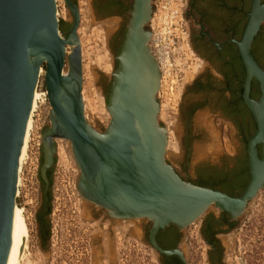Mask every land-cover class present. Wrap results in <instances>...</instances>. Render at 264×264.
<instances>
[{"label":"water","instance_id":"95a60500","mask_svg":"<svg viewBox=\"0 0 264 264\" xmlns=\"http://www.w3.org/2000/svg\"><path fill=\"white\" fill-rule=\"evenodd\" d=\"M63 1L71 16L65 34L59 29L55 0H0V264L7 263L11 249L19 156L42 71L49 124L41 136L39 175L46 186V172L54 165V140L64 139L79 169V196L110 220L150 221L151 243L159 229L172 225L183 230L211 207L226 213L230 221L240 218L264 187V73L249 52L264 22V1L252 0L239 44L247 82L258 79L262 96L254 105L245 85L243 98L253 111L256 132L247 144L250 180L235 198L183 180L165 160L166 130L157 119L160 73L149 51L146 27L151 0H130L106 97L109 122L102 132L84 116L79 9L71 0ZM163 253L182 258L178 250Z\"/></svg>","mask_w":264,"mask_h":264},{"label":"rangeland","instance_id":"374dc122","mask_svg":"<svg viewBox=\"0 0 264 264\" xmlns=\"http://www.w3.org/2000/svg\"><path fill=\"white\" fill-rule=\"evenodd\" d=\"M56 4L59 24L67 30L71 22L70 13L63 0H57ZM74 4L80 12L77 35L82 52L84 97L88 103L96 107L95 111H92L86 106V119L96 131L102 132L109 122V115L106 111L107 87L112 71L116 67L115 56L126 26L127 12L124 14V19L106 18L93 12L91 0H74ZM188 9V0H186L184 14L190 33L191 18L188 15ZM185 48L188 50L186 58L177 61L172 73L167 72L168 70L164 71L165 75L162 76V83L157 94L160 104L159 123L166 127L168 135L165 160L185 181L190 182L191 180L193 183L205 184L210 189H225L224 182H219L217 179L229 178L230 175L227 172L229 169L224 167L225 171L221 175H216L214 179L208 177L206 180H202L195 172V167L201 163L218 162L217 158L221 153L233 154V151L230 144L222 142L223 137L226 141V135L220 133L219 127L215 126L212 121L213 129L219 131L217 132L220 140L218 152L201 155L202 161L197 160L198 154L192 152L194 146L196 147V143H193L194 122L187 116L190 114L194 100L193 83L203 66L193 53L190 44L186 43ZM40 84H43V76L40 78ZM47 107L42 110L45 118L40 115L38 117L40 124L45 120L42 132L48 127ZM205 139L204 136V141ZM63 145L67 147V150H64L66 155L68 152V156L71 157L69 143L63 141ZM186 147L191 152H186ZM70 157L69 159L66 157V162H62L63 165H67L64 167L60 165L56 156L54 165L51 167V187L48 191L50 214L45 219L49 231L44 250L40 248L35 237V216L42 208L40 163L36 181L33 180L27 186V191L24 190L19 199L16 198L17 205L26 201L25 208L18 206L24 208V215L27 218L28 253L31 264H145L146 249L138 239V228L142 219L118 220L112 230L115 232L114 238L109 229L112 224H109L102 211L84 201L77 193L75 187L78 171L76 175L70 170L69 165L75 172L77 170ZM21 183L20 177L19 188ZM20 193L19 189L18 195ZM219 212L211 207L204 214L218 215ZM204 214L200 218L204 217ZM245 216L249 221L244 219ZM242 218L245 220V226L240 225L228 237L221 238L226 264H264V187L249 202ZM196 221L184 229L185 236L188 232L192 233ZM184 240L181 249L188 264H206V248L200 239L193 235L187 241L184 242ZM247 256L253 257L254 260Z\"/></svg>","mask_w":264,"mask_h":264},{"label":"flooded vegetation","instance_id":"af4514ba","mask_svg":"<svg viewBox=\"0 0 264 264\" xmlns=\"http://www.w3.org/2000/svg\"><path fill=\"white\" fill-rule=\"evenodd\" d=\"M71 1L74 3V0ZM130 3V0H91L93 12L106 18L124 19L125 9L130 6ZM251 3L252 0H188V15L191 18L189 44L203 66L193 83L194 100L190 113L194 114L200 109L207 111L210 120L219 127L220 133L226 135V141L223 137L222 142L230 144L233 151V154L221 153L219 155L221 157L217 158L218 162L201 163L195 167V172L202 180H206L208 177L214 179L217 177L216 175H221L225 171L224 167L229 169V171L226 170L230 175L229 178L217 179L219 182H224L226 188L212 189L234 198L239 197L249 183L247 144L256 132L253 111L243 98L245 85L247 97L254 105L259 104L262 96V87L258 79L252 77L247 82L248 71L239 49ZM249 52L257 68L264 73V22L253 37ZM187 117L191 119L192 115L190 117L188 114ZM193 132V143L198 144L204 141L202 130L194 128ZM216 132L219 133L217 130ZM185 149L186 152H191L189 148ZM256 150L259 159H261L262 145L258 144ZM191 183L205 188L208 186L196 182ZM249 202L242 215L246 212ZM102 213L108 219L109 224H112L109 229L110 234L114 237L115 232L112 230L118 220H110L104 212ZM242 215L240 218L230 221L224 212H219L218 215L207 213L196 221L192 233L188 232L185 236L184 229L179 230L170 225L155 233L153 243H151L150 236L152 223L142 219L138 228V239L146 249L145 264H188L181 247L183 240L185 239V242L193 235L198 237L206 248V264H226L221 238L228 237L238 229V226H245ZM247 216L244 219H247ZM35 225L36 240L40 248L44 250L48 241L47 221L37 219L35 216ZM128 232L130 231L128 230ZM170 250L180 251L182 258L177 254L166 255L163 253ZM256 256H260V254H256ZM247 257L254 260L253 257ZM255 262L258 261L255 260Z\"/></svg>","mask_w":264,"mask_h":264},{"label":"built area","instance_id":"2783aa9c","mask_svg":"<svg viewBox=\"0 0 264 264\" xmlns=\"http://www.w3.org/2000/svg\"><path fill=\"white\" fill-rule=\"evenodd\" d=\"M151 3L153 4V13L148 28L151 31L152 56L164 77L165 70L172 73L177 61L186 58L188 50L185 46L186 43L189 44L190 37L184 14L186 0H151ZM38 92L40 94L37 98L38 107L32 116L35 120L33 119L34 124L31 130L29 158L25 161L21 171L23 185L20 187L21 193L17 197L18 199L24 190L27 191V186L36 179L40 163L42 146L39 142V133L45 127V120L40 124L38 117L40 115V117L45 118L42 110L47 107V96L44 86L39 87ZM25 203L26 201H23L18 205L25 208Z\"/></svg>","mask_w":264,"mask_h":264},{"label":"bare ground","instance_id":"6f19581e","mask_svg":"<svg viewBox=\"0 0 264 264\" xmlns=\"http://www.w3.org/2000/svg\"><path fill=\"white\" fill-rule=\"evenodd\" d=\"M55 3H57V0H55ZM151 7H152V4H151ZM152 13H153V10H152ZM56 16H57V18L59 17L57 4H56ZM151 18H152V14H151ZM151 18H150V20H151ZM150 20H149V22H150ZM58 21H59V19H58ZM59 29H60V24H59ZM147 30L149 32L148 47H149L150 53L152 54V48H151V42H150L151 41V31L148 28H147ZM77 32H78V30H77ZM61 34H64V33L61 32ZM78 40H79L80 53H81V63H82V52H81V44H80L79 37H78ZM155 62H156V60H155ZM157 66H158V64H157ZM158 70H159V67H158ZM64 73H65V71H64ZM159 73H160V70H159ZM43 75H44V71L41 72V77ZM161 83H162V74L160 73V83H159L158 92H159ZM41 86H43V84H40V79H39V82L37 84L36 90L34 91V94H33L31 111H30V115H29L28 122H27V125H26V131H25V135H24V140H23V144H22V148H21V152H20V156H19L18 171H17V191H16L15 204H14L13 234H12V241H11V249H10V253H9L8 260H7L6 264H31V260L29 259V253H28V251H29V247H28L29 231H28L27 218L24 215V213H25L24 212V208H20L16 204V198L19 196L18 195V191L20 189L19 188V179L21 177V171L23 169L25 161L29 158V150H30V144L29 143H30V140H31V130H32L33 124H34V121H33L34 118L32 116H34V112H35L36 108L38 107L37 98H39V96H40L38 90H39V87H41ZM158 92H157V94H158ZM45 93H46V96H47V92L46 91H45ZM157 94H156V99H157ZM81 95H82V102H83V106H84V116L86 118V112H85L86 106L91 108L92 111H95L96 107L93 104L91 105V103H88L85 100L84 92H83V68H82V90H81ZM157 102H158V100H157ZM158 105H159V113H160V104H159V102H158ZM47 106H48V111H49L48 101H47ZM159 113H158V116H157L158 122H160L159 121ZM48 124H49V112H48ZM163 128L166 130V127H163ZM44 130H43V132H44ZM43 132L39 133V135H40L39 136V142L40 143H41V136H42ZM166 136H167V144H166V149H167V145H168L167 130H166ZM63 141L69 143L68 141H66L64 139H55L54 140V146H55V155L54 156L55 157L57 156V159L59 160L60 165L66 167L67 165H63L62 162L64 163V161L66 160V157L69 159L70 156H68V152H67V155H66V151H64V150H67V147L63 145ZM69 146H70V143H69ZM70 152H71V149H70ZM41 153H42V147H41ZM165 153H166V150H165ZM71 157H72V153H71ZM72 160H73V163L75 164V166L77 167L73 157H72ZM69 168L76 175H77V171H78V175H77V179H76V183H77L78 177H79V169H78V167H77L76 172H75V170H73L71 168V165H69ZM22 185H23V183H21V186ZM20 192H21V189H20Z\"/></svg>","mask_w":264,"mask_h":264},{"label":"crops","instance_id":"0c3cea01","mask_svg":"<svg viewBox=\"0 0 264 264\" xmlns=\"http://www.w3.org/2000/svg\"><path fill=\"white\" fill-rule=\"evenodd\" d=\"M192 122H194V128H199L203 131L204 136L206 137L205 141L201 143H196V147L192 149L194 154H198L197 160L202 161L203 157L201 155L218 152L217 149L220 146L219 136L217 132L212 127V121L210 120V115L207 111L197 110L192 114Z\"/></svg>","mask_w":264,"mask_h":264},{"label":"trees","instance_id":"16d2710c","mask_svg":"<svg viewBox=\"0 0 264 264\" xmlns=\"http://www.w3.org/2000/svg\"><path fill=\"white\" fill-rule=\"evenodd\" d=\"M129 9H130V6L127 9H125V13L128 12ZM60 31L62 33H64V34L67 32V30H65L62 26H60ZM124 33H125V28H124V31H123V34H122V37H121V41H120L119 48L117 50V54L119 53ZM110 84H111V80L109 81V84H108V87H107V91H109ZM43 86H44V84H43ZM191 115H192V113L189 114L190 117H191ZM42 162H43V160H42V155H41V157H40V166L42 165ZM51 173H52V168L48 169L47 172H46L47 181H48L47 186L43 183V181L41 180L40 175H39L40 183H41V186H42V205H41L42 208H40L39 212L36 213V218L37 219H43L44 220L50 214V208H49V201L50 200H49V196H48V194H49L48 191H49V189L51 187Z\"/></svg>","mask_w":264,"mask_h":264}]
</instances>
